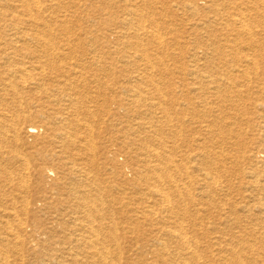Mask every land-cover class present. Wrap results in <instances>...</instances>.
I'll list each match as a JSON object with an SVG mask.
<instances>
[{"label": "rangeland", "instance_id": "1", "mask_svg": "<svg viewBox=\"0 0 264 264\" xmlns=\"http://www.w3.org/2000/svg\"><path fill=\"white\" fill-rule=\"evenodd\" d=\"M126 1L38 0L40 10L31 16L27 6L34 3L35 8L37 0H0V67H87L82 74L65 68L53 73L72 75L71 87L63 85V77L57 79L61 85H51L49 74L44 81L50 91L28 88L22 102L11 93L5 96L32 117L53 115L57 126L73 111V124L67 126L77 139L61 147L40 131L37 139L13 144L29 159L30 199L38 198L35 210L18 214L36 232L34 240L33 228L27 227L21 232L27 242L12 244V249L0 240V253L9 256L10 264H88L91 233L115 232L119 242L101 240L108 249L122 251L114 264H176L182 248L166 234L175 215L199 242L204 264H233L234 252L243 264H264V0ZM235 19L251 31L241 30ZM142 24L162 38L137 35ZM146 58L153 67L144 64ZM191 64L214 78L228 73L231 79L215 96L211 85L192 75ZM73 89L80 102L77 118L65 100ZM47 91L56 96L47 98ZM132 92H142L138 102ZM152 122L159 127L155 133ZM86 123L93 132L82 128ZM68 159L82 160L73 170L86 167L102 185L103 213L109 219L101 226L88 224L84 212L74 208V196L61 191L88 188L69 173ZM166 163L171 167L165 180H173L183 193L178 197L165 182L171 205L158 200L156 184L162 185L145 179L150 167L161 164L164 169ZM17 164L13 168L21 169ZM46 167L58 174L37 170ZM207 170L220 175V188L208 186ZM23 195L6 196L5 208L22 205Z\"/></svg>", "mask_w": 264, "mask_h": 264}, {"label": "bare ground", "instance_id": "2", "mask_svg": "<svg viewBox=\"0 0 264 264\" xmlns=\"http://www.w3.org/2000/svg\"><path fill=\"white\" fill-rule=\"evenodd\" d=\"M23 1L24 2H27V0H23ZM124 1H126V0H124ZM126 2H128V1H126ZM39 3H41V2L39 1ZM36 4L38 6L36 5L35 8H34V3H33V6H31V5L30 6L29 5L27 6V11H28L29 14H31V16L32 15H35V14H38V13H35V12H37L38 10H40V9H38V7H39L38 0H37V3ZM73 8H74V6H73ZM66 14H68V13H66ZM242 21L243 20H241V19H237V20L235 19L234 22H235V24L238 27L240 26V29L241 30H243V31H246V30L251 31V30H249L248 27H245L247 25H245L244 22H242ZM36 22H37V20H36ZM144 22H145V20H144ZM144 25L143 24L140 25L138 29L135 28L137 35L138 34H143L142 32H144V33H149L152 37H156L157 40L159 38H162V37H160L161 35H156V34H159L157 30H156L157 33L155 34L153 32L154 30L153 31H148V29ZM50 28H51V26H50ZM247 33H249V32H247ZM41 35H43V34H41ZM228 35H229V33H228ZM40 39H42V37H40ZM161 40L162 39H160V42L162 43ZM13 41H15L16 44H20L19 43L20 41H17V39H15ZM226 43H227V41H226ZM39 47H40V45H39ZM52 55H54V54H52ZM145 57H147V55ZM139 59H141V58L139 57ZM38 60L40 61V59H38ZM48 62H50V61H48ZM143 62H144L145 65H150L151 66L153 64V62H151V60H148L147 58H146V61L143 60ZM191 65L193 66V64H191ZM151 67H153V65ZM255 67H257V66H255ZM62 68L63 69L65 68V71H68V72H71V73L78 72V74H82V71L85 70L87 67H42V66L41 67H39V66L38 67H0V208H5V205H4V202L3 201H4V198L6 196H10L11 199H16V195H18L19 193L25 194V195H23L24 198H25V200H24V198L22 199V202H23L22 205H18L17 206L15 204H13L12 207L10 209H8V210L6 208L4 210H0V240L2 242L6 243V245H8V246L10 245L9 247H11L12 244H18V245L19 244H22V245H24V243L27 242V239H25L22 236L21 232L22 231H24V232L27 231V227H29V226L31 228H33L34 226L32 227L29 223L27 224L26 223V220L23 217H21L18 213H19V211H22L25 214H27L31 210H35V206H37V201H38V198L36 200L33 198L36 195H33L32 196V199H30V195H31L30 194V186H29V184L27 183V180H26V178L28 177V174L31 175L30 174L31 167H30L29 159L27 158V156L25 155L24 152L21 153V152L17 151L16 149H14L12 147L13 144H19L18 143L19 141H23L24 144H25L26 139H30V138L37 139L39 137L40 133H41L40 131H42L43 134H47L49 140H53V141L55 140V141L59 142L61 144V147H62L63 144H67V146L73 145V144L76 143V139H77L76 134L74 133L75 134L74 135L71 132H69L68 131L69 127L67 126L69 123L73 124V122H70L71 121L70 120V117L73 115V113H72L73 111H71L70 116L67 115V117H64V119L62 118L63 119L62 120L63 121L62 124H60V126H57L54 122L51 121V119H53V115L47 114V113L44 114L43 112H41V113L36 114L35 117H32L31 115H28V114H25V113H23L21 111L16 110L15 103L17 101L22 102V101L26 100L25 93L26 92L27 93L30 92L28 88H30V89L31 88H35V89L40 88V89H43V90L44 89L45 90H49L48 86H50V84L47 85L45 83V81H44L45 78H46V75H49V74L51 76L50 77L51 85H56V84L57 85H61L62 84L61 80L58 81L57 79H58V77H63V78H65V82H64L63 85L66 86V84L68 83V85L71 87L72 84H71L70 81L72 79L71 78L72 75L68 74L67 72L62 73V74H55V75H53V73L55 71L58 72L57 70H60ZM145 69H150V67H145ZM202 70H203L202 67L195 66L193 68V70H192V75L195 76V77L202 78L205 82H207L209 85H211V87H212L211 91H212V93L215 96H217L219 94V92L222 93L221 92V89H220L221 86L222 85H226L227 81L229 79H231V76H229L228 73H221V76L219 78H217V77L214 78L213 73H210L208 71L207 72L206 71H202ZM257 72H258V68H257ZM240 73H243V71H240ZM246 74H248V73H246ZM248 77L250 78V76H248ZM54 78H55V81L53 80ZM249 78H247L248 81H249ZM194 89H196V88L194 87ZM227 89H228V87H227ZM75 90L73 89V95H69V97L67 99H65V100L67 101L66 105H68V107L71 108L72 110L74 109V111H75L74 114H75V116L77 118V116H79V114H81V113L78 110V107L80 105V102H78V99L76 97ZM134 90L136 91V89H134ZM137 91H139V90H137ZM10 93H11V95H14L15 97H17L18 100L15 103L14 102H8L7 100H5V96L7 97V95L10 94ZM45 93H46V95H48L47 98H50V96H56V93L55 92L52 93V94H48V91H47ZM141 94H142V92H140L138 94L136 92L135 93L132 92L131 93V97L138 102V100L141 98ZM62 100L63 99H59V101H62ZM10 103H12V104H10ZM119 105H121V104H119ZM165 111H166V109H165ZM128 112H130V111H128ZM67 114H69V113H67ZM45 118L47 119L46 121L44 120ZM92 118H94V117H92ZM95 118H96V116H95ZM171 120H170V122H171ZM49 123L52 125L51 127H50ZM151 126L155 127L154 129H156V130H153V133H155V131H157L158 128H159L157 126V123H155V122H152ZM82 128H86L90 132H93L90 123H88V125H87V123H86V125L85 124L82 125ZM148 128H149V126H148ZM49 132H51V133H49ZM81 141L83 142V140H81ZM93 141H94V139H93ZM84 142H85L86 148H89V150H91V152H93L94 148H93L92 142L90 140H87V139L84 140ZM6 145L9 148L8 150H10V157L7 158L8 159L7 161L4 160V156L6 155L4 153H9V151L5 148ZM63 149H65V147ZM68 149H69V147L66 148V151ZM61 151H63V150H61ZM66 151H63V152L66 153ZM151 152L152 151H150V153ZM20 153L22 155H20ZM153 154H154V152H153ZM155 154H156V156L159 155L158 152H155ZM113 155H114V153H113ZM68 161H70V159H68ZM18 162H19V166L21 167V169L13 168L14 164H17ZM78 162L79 161H75V160L74 161L67 162L69 165H70V163H72L69 166L71 168V169L69 168V173H71L72 176L75 177V178H77V176H78V179L82 180L83 183L86 186H88V188H85L84 189L83 187H81L80 185H78L74 189L73 188H70V191L69 192L68 191H65L64 188L61 189V191L64 194H67V195H71L72 194L74 196L73 199H76L77 200V202L74 205V208L75 209H81L79 211L84 212V215H85L84 217L87 220L88 224H90V225L91 224H94L95 225L96 223H98V225L101 226V224L105 223V221L109 219V217H106L105 214L103 213L104 198H103V195H102V191H103L102 185H101L100 181L97 178H95L96 176L94 177L93 175L90 174L91 172L88 171L86 167L77 166L79 168V170L77 169V167H76V170H73V169H75V166H76L75 164H77ZM79 163H83V161L80 160ZM173 163L174 162H172V165H173ZM165 166H166L165 167L166 169L165 168L163 169V167H162L161 164L158 165V166L156 165L154 167H150L149 166L150 167L149 169H151V170L148 169V172L149 173L151 172L154 175L152 176V175H150L148 173L147 175H149V176H146L145 179L146 180H151V179L154 180L155 179L157 182H159V184L162 185V188H160L159 186H157V184L155 183L156 184V187H157V189L155 190V192H156V195L158 196V200L163 205L164 204L165 205L166 204L167 205H171V196L169 195L168 192H166L167 190H164L166 188H163V184H165V182H170L169 185H171V187L168 186V189L169 190L172 189L174 191V193L178 197L182 196L183 193L181 192V189L178 187V185L175 184V182L173 180H170V181L165 180L168 177L167 175H168V173L170 171V167H171V166L168 167V164L167 163H166ZM53 169L54 168L51 169L49 167H46V168H38L37 170L38 171L41 170V173L42 172H45V171H47V172L50 173V171H54ZM186 170H187V168H186ZM202 172H204V171H202ZM53 173L54 174H58L57 172H53ZM50 174H52V173H50ZM54 174H52V175H54ZM203 175H204V179L206 180V183L208 184L209 187H212V188H215V189L220 188L219 187L220 186V184H219V182H220L219 178H221V177H220L219 174L211 173L210 171L207 170V171L204 172ZM169 176L171 177V175H169ZM252 177H255L256 178V175L255 176H252ZM172 178H174V177L172 176ZM258 178L256 180H258V182H259V179ZM29 179H31V178H29ZM256 180H255V182H256ZM176 182H178V181H176ZM191 182H193V181L191 180ZM185 186H187V185L185 184ZM187 189H188V187H187ZM57 190H58V188H57ZM191 192L192 191L190 190V193ZM192 197H193V195H192ZM192 201H193V199H192ZM261 205L263 206L262 209H264V201L261 203ZM20 206H21V209L18 210V207L20 208ZM1 213L4 215V217L2 216L3 218H1ZM151 213H153V214L155 213L156 214V212L153 211V210L151 211ZM75 214H76V212H75ZM75 214H73V215H75ZM155 216H158V213ZM171 218L174 220V221L173 220L171 221L173 223V225L170 226V228L167 230V233L166 234H167V236L170 239L176 241V243L179 244L181 246V248H182L181 251L178 252V254L176 256V261H177L176 264H204L207 259L204 260L203 255L200 253V245H199V242L196 239H193V237L188 234L187 229L183 225L185 223H183L181 221L180 216L179 217L178 216L176 217L175 215H173V216H171ZM89 227L91 229H93L94 226L93 227L89 226ZM116 228H117V226H116ZM6 229L7 230L9 229V230L7 231ZM5 230H6V232H5ZM117 230H118V228H117ZM34 231L36 232V229L33 228L32 234L34 233ZM100 232H102V231H100ZM40 233L43 234V232H40ZM32 234H30V237H33V239L35 240V238H34V234L35 233L33 235ZM100 234L101 233H99V232L96 233L95 231H93L91 233L92 236L87 241L88 242V247L87 248L91 249V254H92V257H93L92 261L90 263H88V264H114V262H112V261H114L115 258L121 257L122 256L121 255V252L122 251L120 250V253L118 252L119 251V247L116 248V251H113L111 249H108V247L106 245H104L105 242L101 243V240L104 239V238H107L108 241H110V240L112 241V239H114V241H116L117 239H116V236H115V232H108V233H104L103 232L102 235H100ZM30 240H32V239H30ZM245 242L246 241H244V243ZM98 245H100L101 248L98 247ZM115 245H117V244H115ZM224 247H225V245H221V249L224 250ZM161 248L163 250V248H165V246L164 245H161ZM11 249H12V247H11ZM9 250H10V248H9ZM234 250H236V249H234ZM168 251H169V249H168ZM161 254H162V251H161ZM158 255H159V253H158ZM236 255H237L236 252H234L232 254L231 262H233V264H243L242 263V260L239 257H237ZM72 257H73L74 260H76V258L78 257V254L76 253ZM22 258H23L22 260H24V257L23 256H22ZM160 258H163V255H161ZM0 262L2 264H10V258H9V256L6 255V254H4L3 252L0 253ZM74 263L81 264L77 260L74 261ZM59 264H66V263H59ZM115 264H116V262H115Z\"/></svg>", "mask_w": 264, "mask_h": 264}]
</instances>
